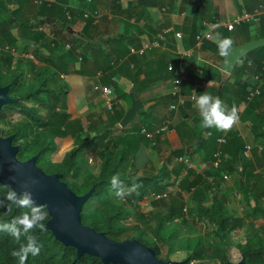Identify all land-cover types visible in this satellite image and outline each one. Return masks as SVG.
Instances as JSON below:
<instances>
[{"label": "trees", "instance_id": "obj_1", "mask_svg": "<svg viewBox=\"0 0 264 264\" xmlns=\"http://www.w3.org/2000/svg\"><path fill=\"white\" fill-rule=\"evenodd\" d=\"M243 1L244 13H252L259 9V3L255 0ZM27 2L28 0H0V45L3 44L0 46V87L9 86V96L18 100L10 106L6 105L7 110L4 109L6 106L3 107L0 112V126L6 128L8 126L6 130L1 129L4 137L15 136L14 145L20 148L18 158L25 161L39 154L38 166L49 175L61 174V180L80 196L95 187L94 193L82 208V222L98 232H103L110 239L138 240L154 249L161 260L170 261L172 260L169 253L170 234L166 231L168 225L178 223V221L187 222L190 217L195 216V218L206 220L211 230L207 233L208 241L200 240L192 256L184 260L185 264H213L205 262L206 259L212 260L213 258L210 253L212 248H215L216 260L221 261L222 264H239L243 259H245V264H264V237L256 235L245 246H232L226 242L237 229L244 226V219L232 217L228 213L226 201L219 197V192L225 189L223 184L226 177H234L233 174L238 173L240 174L238 181L240 189L251 199L255 212L264 215V210L261 208V202L264 199V152L261 154L255 147L252 158H246L244 152L247 141L241 132L233 127L225 134L214 127H203L200 132H196L186 122L179 125L175 123L172 124L175 135L164 140V143L168 145V150L161 157L164 162L160 174L133 177V166L140 154L139 140L147 138L143 136L138 139L137 134L126 133L128 127L121 130L123 134L114 135L116 131L120 132L115 131V127L123 118L116 104L115 106L113 104V113L108 116L104 127H99L97 130L90 125L91 135H86L80 118H71L68 107L65 110L60 107V104L65 103L62 96L69 93L67 86L61 91L56 85L62 75L66 74L65 55L59 58L44 56L41 49L51 48L56 40L51 38L49 33L40 31V28L47 26V23L41 24V21L47 17L55 22L52 12L55 10L61 12L62 4H66L68 0H58V4H51V6H48L47 2L43 3L37 13L24 18ZM157 5H159L158 0L153 6ZM72 17L71 21L64 17L60 22H56L60 32L69 35L76 20V13L73 12ZM196 20L191 30L193 46L197 44L196 37L199 34ZM87 24L89 31L81 32L80 37L92 49H97L101 46L99 44L106 42L103 40L105 35H99L98 40L94 41L90 36L96 29L93 27L94 19L89 18ZM258 25L243 23L236 26L233 31L224 27H220L217 31L224 37H231L232 46H234L252 39L264 38V20L260 27ZM14 26L16 32H13ZM253 26L257 27L255 37L251 36ZM123 38V35H117L116 38L109 35L112 47L106 48L105 51L106 69L111 67L109 64L114 57H117V61L122 59L117 71L121 77L131 81L132 86L138 92L151 87L161 74L168 73L169 64L166 60L163 62L161 57L164 54L159 50H152L142 54L138 52L139 59L144 64L149 62L152 65L146 69L148 65L145 64L132 75L130 69L134 61L126 58L130 50L128 47L123 49ZM19 41H22L26 47L33 46L40 56H44L47 67L40 72V77L35 81L29 82L31 74L37 69L35 61L27 58L24 70H15L16 68L13 67L15 58L2 50L6 42L17 48ZM203 44L205 49L210 47L219 53L220 56L216 62L221 63L224 55L220 54L217 44L211 40H205ZM121 50L122 52H119ZM218 64L201 66L206 79H210L212 74L216 75L213 80L216 86L212 90V96L217 97L220 86H222L220 99L229 109L236 106L238 110L243 103L247 102L250 92L259 85L254 76L264 68V47L245 56L229 79H224ZM142 74L148 81L145 79L140 84L139 77ZM6 76L12 77V80L5 84ZM184 87L183 92H186L188 87L185 89ZM261 91L264 94V86ZM172 100L175 102V99ZM35 105H44L48 108V113L39 112ZM173 115V113L170 114V119L165 124L171 122ZM172 125L168 126L167 135L173 129ZM162 126L150 131L155 133ZM162 135L165 133H157L155 137L153 136L155 150L162 141ZM260 135L264 138V131ZM69 136H73V143L65 149L63 141ZM221 138H225L224 144L219 142ZM94 151L98 153L99 158L98 174L92 173L87 168L86 154ZM185 156L188 157L189 162L197 156L204 157L211 162L205 178L195 175L194 169L185 162L179 161L177 162L179 166L169 169L170 163ZM130 160H132L131 166L124 170L123 166ZM218 160L220 163L215 167V162ZM117 173L126 188H130L133 183L140 185L135 192L125 197L124 201L118 199L111 188L110 179ZM182 175L183 178L180 177ZM79 178L83 180L79 181ZM176 179L181 182L178 186L179 190L174 192V195L169 198L153 199L151 202L154 206L161 207L162 210L145 211L141 207V204L153 194L162 195L169 188L174 187ZM8 190V187L0 184V199L6 196ZM207 191L213 194L210 204H205L203 201V194ZM186 193L196 204L197 213L195 215H187L185 212ZM25 211L28 210L15 205L12 206L11 211L0 208V222H9ZM49 220L48 212L45 225ZM33 234L40 245V252L36 256L30 255L26 264H104L99 257L90 255L78 257L76 248L62 244L47 227L45 231L37 229ZM213 238L222 242L220 247L214 245ZM24 242L23 237L20 242H17L7 232L0 231V264H18L17 258L11 253L20 247V243Z\"/></svg>", "mask_w": 264, "mask_h": 264}, {"label": "crops", "instance_id": "obj_2", "mask_svg": "<svg viewBox=\"0 0 264 264\" xmlns=\"http://www.w3.org/2000/svg\"><path fill=\"white\" fill-rule=\"evenodd\" d=\"M45 1L48 3V6L58 2V0ZM156 1L157 0H68L66 4H62L63 10L61 12L57 10L52 12L55 22H52L51 18L47 17L46 19H48L49 22H46L47 26L40 28V31L49 33L51 38L56 40L51 48L46 47L41 49L44 55L46 54L47 56L50 54L49 56L55 58L65 55L64 63L66 74H63L62 78L69 79L67 87L69 88L68 95L70 96L72 108L69 107L68 111L70 112V109H72V112H70L71 118H80L81 120L89 119L88 122L95 129L104 127L108 116L113 113V111L109 112L107 107L108 103L113 102L114 106L116 104L118 111L123 114V118L132 105L130 91L134 87L131 81L121 77V74L117 71L122 59L117 61V57H114L111 64H109L111 67L106 69L105 51L106 48L112 47V43L109 41V35H112L114 38H116L117 35L124 36L123 49L128 47L130 50L126 58H130L134 61L130 69L132 75H134L143 65H148L146 69H148V67L150 68L152 65L149 64V62H145L144 64L139 59L138 52L140 53L144 44L154 40L157 35L161 34L163 31H169L166 47L157 50L164 54L161 55L163 62L166 60L168 64H173L181 68L184 81L183 86H185L184 89L188 87L186 92H183L182 87L181 92L186 103L178 106L177 109H171L172 105L177 104V98L172 95L171 75L169 73H163L151 87L145 88L143 91L139 92V97L145 105V111L136 114L135 118L128 126V132H126L128 134H137V138L140 139L143 136L146 137L143 134L145 130L152 133L155 137L158 131L154 133L150 130L163 125L160 130L163 129L164 131L160 133L164 132L165 135H162V141H160L158 149L155 150V154L157 155H155V158H160L168 150V145L164 143V140L166 141V138L168 140L172 135H175V129L172 124L176 123L179 125L186 122L196 132L202 130L201 117L194 107V101L190 98L193 91L196 95L203 94L206 91L212 95V90L216 86L213 82L214 77H216L215 74L210 75V79H206L204 75L198 73L197 69L201 70V66L204 64L216 66L218 64L216 61H218L220 55L210 47L205 49L204 44L200 49H197L196 45L193 46L191 30L193 29L194 21L197 18L198 31H203L204 33L208 31L205 27L207 23L214 22L225 26L237 16L244 13V1L158 0L159 5L154 7L153 5H155ZM255 1L259 3V9L262 8L264 10V0ZM42 4H35L36 10L34 13L40 10ZM65 10L76 13V20L71 28L74 33L71 34L69 32V36L62 31L60 32L56 23L66 17ZM89 18L94 19L93 27L96 28L90 34L91 38L96 41L99 35H105L103 40L106 42L99 44L101 46L97 49H92L88 43L80 37L81 32L85 30L89 31V26L87 24ZM263 20L264 17L258 25L259 27ZM176 33H181L182 39H177L175 36ZM205 40L213 41L211 36L206 35ZM18 46H21L20 50L26 47L22 41H19ZM119 52H122V50ZM185 52L190 53L191 56L188 57ZM218 65L220 69L221 63ZM222 76L224 79H229L231 75L226 76V74L222 72ZM139 78L140 84H142L146 76L142 74ZM105 88H110L112 94L106 97L103 94ZM256 98H258V104L264 106V94ZM172 99H175V102H173L174 100ZM250 102L247 101L239 107V120L233 126L234 129H238L241 132L244 139L249 130L253 114H258L260 113L259 111H261V105L255 109ZM172 113L174 114L173 119L169 124H165L170 119V114ZM170 125H172L173 129L169 132L170 134L167 135L166 132L169 130L168 126ZM121 130L122 127L119 123L115 127L116 132L114 131V135L123 134ZM227 132H225V134H227ZM152 139L147 138L145 140H139V144H141L140 147L142 145L153 147L155 143ZM195 148L196 147H194V149ZM139 151L141 153V148ZM181 158L184 160L188 159L187 156ZM179 160L180 158L175 159L168 166L170 167L171 164L174 165L175 163L177 165ZM210 164L211 162L207 161L204 157L197 156V158L192 161V165L189 164V166L195 170V175L197 174L198 177L205 178V173L208 171ZM180 177L183 178V175Z\"/></svg>", "mask_w": 264, "mask_h": 264}, {"label": "water", "instance_id": "obj_3", "mask_svg": "<svg viewBox=\"0 0 264 264\" xmlns=\"http://www.w3.org/2000/svg\"><path fill=\"white\" fill-rule=\"evenodd\" d=\"M49 22L42 20L41 24ZM70 33L74 31L70 29ZM264 47V38L252 39L234 45L224 55L220 70L232 75L242 59L248 54ZM220 86L218 96H221ZM10 87H0V112L3 107L17 103L18 100L9 96ZM131 108L120 122L125 129L133 121L138 112L145 111V105L136 88L130 91ZM14 135L4 137L0 129V184L21 192L23 185L31 178L39 183L29 187L37 204L47 205L50 220L47 222L54 237L65 246L77 249V256L90 255L99 257L104 264H185L184 260L163 261L157 257L154 249L138 240L116 241L108 238L103 232L86 226L82 222L81 212L85 203L95 191L93 187L85 195H78L68 184L61 180V174L49 175L37 164L40 155L22 161L18 158L19 146L14 145ZM230 264V263H228ZM239 264H245L243 259Z\"/></svg>", "mask_w": 264, "mask_h": 264}, {"label": "rangeland", "instance_id": "obj_4", "mask_svg": "<svg viewBox=\"0 0 264 264\" xmlns=\"http://www.w3.org/2000/svg\"><path fill=\"white\" fill-rule=\"evenodd\" d=\"M44 3H46L45 0H41ZM36 0H28L27 5L25 7V17L28 18L32 16L34 11L36 10ZM256 26H253L251 29V36H256ZM15 26L13 27V32L15 31ZM16 32V31H15ZM69 36V35H67ZM3 45V44H2ZM0 45V46H2ZM6 45H9V43L6 42ZM5 45V46H6ZM21 46H17V58L14 60L13 67L16 68L15 70H24L27 60H33L37 64V69L33 74H31L29 78V82L32 80H37V78L40 77V72L47 67V64L44 61V56H40L39 53H37V49H34L33 46L25 47L24 49L20 50ZM42 51V50H41ZM50 55V54H49ZM26 56H30L28 59ZM48 56V55H47ZM226 74V73H225ZM226 76H229L226 74ZM234 79V78H233ZM12 77L6 76V79H4L5 84L7 81H11ZM233 81V80H232ZM69 84V79L67 78H60L56 85L58 90L63 91L65 87ZM62 98L65 100V103L63 102L60 104V107L62 110H65L66 107L72 108L70 96L63 95ZM67 104V105H66ZM252 107L257 109L259 107L258 104V98H255L250 102ZM10 106V104H9ZM39 112L41 113H48V108L44 105H35ZM8 106H6L4 109L7 110ZM70 112H72V109H70ZM258 114H253L252 120L250 122L249 130L247 132V135L245 136V140L248 142L247 146L251 147L250 150V158H252L253 150L254 148H258L261 154L264 152V138L260 137L261 133L264 131V106L261 105V111ZM89 119H83L82 126H84V130L86 135H91L92 128L90 127V123L88 122ZM8 128V126H7ZM5 126H0V129H7ZM99 128V127H98ZM97 128V130H98ZM95 129V128H94ZM96 131V130H95ZM96 134V132H95ZM259 135V136H257ZM257 136V137H256ZM73 143V136H69L63 141V147L69 148L70 145ZM115 144V142L113 143ZM141 153L137 157V160L135 162V165L133 166L132 175L133 177H142L143 175L148 176V174H160L161 167L163 165V158H155V149L153 147H146L145 145H142L141 147ZM153 148V149H152ZM157 156V155H156ZM86 160H87V168L94 174L99 173V158L98 153L96 151L90 152L86 154ZM132 160L128 164H125L123 166V169H128V167L131 166ZM174 164V163H173ZM190 165H192V162H189ZM179 165H170L169 169H174ZM264 169V166H263ZM195 172V170H194ZM264 172V170H263ZM197 175V174H196ZM234 177H226V180L223 184L224 190H221L219 192V197L224 199L227 204V210L228 213L235 218H243L244 219V226L240 229H237L232 236H230L227 239V243L232 246H245L249 240H252L255 238L256 235H260L261 237H264V215L262 213L255 212V209L252 206L251 199L249 196L240 189V186L238 184V181L240 179V174L236 173L233 174ZM83 178H79V181H82ZM176 183L174 187L169 188L168 197L174 195V192L179 190V183L180 180H175ZM135 192V191H133ZM132 192V193H133ZM129 195L125 196L128 197ZM212 197L213 194L210 192H205L203 194V201L205 204L212 203ZM127 200V199H126ZM152 196L148 200H146L144 203L141 204V207L145 211H160L162 210L159 206H154L152 202ZM124 201V199H123ZM261 208L264 210V199L261 202ZM185 212L187 215L189 214H196V204L191 201L190 196L186 193V201H185ZM210 225L209 223L202 219L195 216L190 217L187 222H181L178 221V223L170 224L167 227V232L170 234V247H169V253L171 255L172 260H187L190 256L193 254V250L198 244L200 240H207L208 238V231H210ZM208 241V240H207ZM215 246L220 247L222 242L219 241V239H212ZM213 255L212 260L206 259L205 262L213 263V264H222L221 261L216 260L215 258V248L211 249L210 252ZM193 264V263H191Z\"/></svg>", "mask_w": 264, "mask_h": 264}, {"label": "clouds", "instance_id": "obj_5", "mask_svg": "<svg viewBox=\"0 0 264 264\" xmlns=\"http://www.w3.org/2000/svg\"><path fill=\"white\" fill-rule=\"evenodd\" d=\"M219 25H213L205 33L211 36L214 43L217 44L221 55H227L233 45L231 37H224L218 31L213 34V29ZM194 92V91H193ZM195 93V92H194ZM194 107L197 109L201 123L204 128H216L219 131L227 132L238 122L239 113L236 106L231 109L219 98L210 95L207 91L195 96ZM39 183L35 178H31L28 183L23 185L25 190L17 192L9 188L6 196L0 199V208L11 211L12 206L27 209L21 215L15 216L9 222H0V231L7 232L17 242L23 237L25 242L20 243L17 250H13L11 255L18 260V264H26L28 257L36 256L40 252L35 230L45 231V220L47 219V205L37 204L33 192L28 190L30 185L35 186ZM111 188L118 199H124L125 196L131 195L140 185L133 183L130 188H126L120 179L119 173L114 174L110 179Z\"/></svg>", "mask_w": 264, "mask_h": 264}, {"label": "built area", "instance_id": "obj_6", "mask_svg": "<svg viewBox=\"0 0 264 264\" xmlns=\"http://www.w3.org/2000/svg\"><path fill=\"white\" fill-rule=\"evenodd\" d=\"M37 4H42L43 1L41 0H36ZM65 14L68 20H72V12L69 10H65ZM264 17V10L261 9H257L254 12L250 13V12H245L239 16H237L233 21H231L230 23L226 24L225 26H222L221 24L218 23H214V22H210L205 24V27L207 29L211 28L213 25H219L218 28H214L212 31L213 33L215 31H217L220 27H225L227 28L229 31H233L235 29L236 26L243 24V23H250V24H254V25H258L261 21L262 18ZM169 35V31H163L161 34L157 35V37L152 40L149 41L147 43L144 44V46L142 47V49L140 50V53L142 54L145 51H152V50H157L163 47H166L167 45V37ZM177 39H182V34L181 33H176L175 34ZM197 39V44L196 47L197 49L202 48L203 43L205 41V33L203 31H200L199 34L196 37ZM69 47V46H68ZM2 50L8 54H11L13 57L17 58V49L15 47H12L11 45H6L2 48ZM185 54L190 57L191 54L188 52H185ZM27 58H29L30 56H26ZM198 73L200 75H203V71L197 69ZM168 73L171 75L172 77V95L177 98V104L172 105L171 109H177L178 106L184 105L186 103V100L183 98V96L181 95L182 92V87H183V73L181 68L176 67L173 64H169L168 65ZM255 80L258 82V87L250 92V94L248 95L247 101H252L254 98L260 96L262 94L261 88L264 85V68L261 72L257 73L254 76ZM103 94L107 97L109 95L112 94V90L110 88H105L103 90ZM196 96V93L193 92L192 96H191V100L194 101ZM108 110L109 112H111L113 110V103L110 102L108 103ZM164 131L159 130L158 133ZM143 134L147 137L152 139L153 138V134L152 133H148L147 131H143ZM219 142L221 144H224L226 142L225 138H221L219 140ZM250 150L251 147L250 146H246L245 152H244V156L246 158L250 157ZM180 162H185L189 164V160L188 159H183L180 158L179 160ZM220 161L218 160L217 162H215V167H217L219 165ZM168 197V192L159 195V194H153L152 195V199L154 200H158L161 198H167Z\"/></svg>", "mask_w": 264, "mask_h": 264}]
</instances>
